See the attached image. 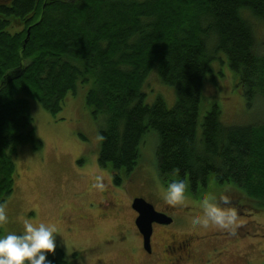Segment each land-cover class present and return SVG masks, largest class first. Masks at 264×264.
Listing matches in <instances>:
<instances>
[{
  "label": "trees",
  "instance_id": "16d2710c",
  "mask_svg": "<svg viewBox=\"0 0 264 264\" xmlns=\"http://www.w3.org/2000/svg\"><path fill=\"white\" fill-rule=\"evenodd\" d=\"M245 12L264 24V0H0V206L13 193L20 147H41L30 100L55 115L78 84H90L98 163L114 185L135 170L154 131L164 185L179 176L195 188L212 174L264 209V122L224 124L217 106L198 122L219 53L248 106L264 102V49ZM151 75L174 87L172 107L160 96L145 102ZM47 259L73 264L60 249Z\"/></svg>",
  "mask_w": 264,
  "mask_h": 264
},
{
  "label": "rangeland",
  "instance_id": "374dc122",
  "mask_svg": "<svg viewBox=\"0 0 264 264\" xmlns=\"http://www.w3.org/2000/svg\"><path fill=\"white\" fill-rule=\"evenodd\" d=\"M244 15L252 25L257 48L263 50L264 24L248 12ZM210 65L214 69L213 79L209 80L208 75L203 81L198 122L213 106L218 107L224 124L264 122V102L255 100L248 106L226 56L219 53ZM149 85L152 88L143 91L146 103L160 96L168 107L174 105L173 86L163 84L155 75H151ZM89 86L78 84L74 94L65 96L62 109L55 115L30 100L35 135L41 147L33 150L30 145H23L14 158V190L0 206L8 216V221L0 224L1 235L20 233L23 219L52 223L58 230L56 249L73 264H164L158 257L161 249L158 234L153 244L158 258L149 261L141 253L140 238L132 225L133 214L128 206V200L134 196L156 206L165 202L164 183L155 170L157 133L150 131L145 136L148 139L139 146L135 170L119 186L114 185L110 168L98 163L101 118L93 120L86 104ZM96 176L103 178V189L94 187ZM187 185L186 199L181 205L188 206L190 212L182 214L186 221L179 220L177 225L182 226L176 231L194 234V241L201 243L199 255L211 252L215 246L213 264H245V258L251 264H264V209L258 210L238 194L243 192L235 183H219L212 174L203 186L191 188L188 182ZM206 193L226 195L238 210L239 224L234 232L192 223L191 217L200 211V201Z\"/></svg>",
  "mask_w": 264,
  "mask_h": 264
},
{
  "label": "clouds",
  "instance_id": "9594fccd",
  "mask_svg": "<svg viewBox=\"0 0 264 264\" xmlns=\"http://www.w3.org/2000/svg\"><path fill=\"white\" fill-rule=\"evenodd\" d=\"M102 180L101 176H96L94 187L103 189ZM187 186V181L177 176L163 186L162 199L168 205L183 204ZM191 220L205 228L214 225L220 230L234 232L239 224V214L226 195L206 193L201 198L200 211L193 214ZM7 221V214L0 207V224ZM57 235L55 224L23 219L20 233L13 231L0 235V264H51L47 255L55 252Z\"/></svg>",
  "mask_w": 264,
  "mask_h": 264
},
{
  "label": "flooded vegetation",
  "instance_id": "af4514ba",
  "mask_svg": "<svg viewBox=\"0 0 264 264\" xmlns=\"http://www.w3.org/2000/svg\"><path fill=\"white\" fill-rule=\"evenodd\" d=\"M135 197L139 196H134V198ZM132 198L128 200V206L133 214L132 225L136 228L135 231L139 235V249H141V253L145 257V259H149L150 261L153 257H156L157 259L160 255V259L164 261V264H213L215 259H213L212 255L215 256V252L217 251V248L215 246L212 247L211 252H207L203 254V256H200L199 253L201 252V250H199V248L201 243H196L194 241V234L190 235L188 233H179L180 231H176L178 227L182 226L177 225V222L179 220L180 222L186 221V217H184L182 214L190 212V208L184 205L173 206L168 205L165 202H161L162 204L160 203L159 206H156L155 204L150 202L157 212L168 216L171 219V222L168 224L152 223V232L150 236V251H146L145 249H143L142 237L135 225V219L138 213L131 207ZM157 234L158 241L161 246L160 252L158 253V257L157 253L154 251L153 248V244L155 243V236ZM227 235L228 234L226 231L225 236ZM169 253L177 255L168 256L167 254ZM219 253L222 254L220 251ZM245 264H251V260L245 258Z\"/></svg>",
  "mask_w": 264,
  "mask_h": 264
},
{
  "label": "water",
  "instance_id": "95a60500",
  "mask_svg": "<svg viewBox=\"0 0 264 264\" xmlns=\"http://www.w3.org/2000/svg\"><path fill=\"white\" fill-rule=\"evenodd\" d=\"M131 207L138 213L135 225L141 234L143 248L146 251H150L152 223L168 224L171 222V219L157 212L153 205L142 197L133 198Z\"/></svg>",
  "mask_w": 264,
  "mask_h": 264
}]
</instances>
